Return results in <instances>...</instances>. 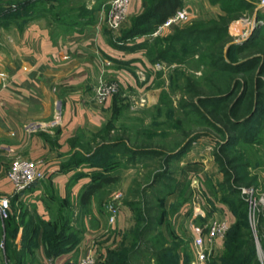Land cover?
<instances>
[{"label": "rangeland", "instance_id": "374dc122", "mask_svg": "<svg viewBox=\"0 0 264 264\" xmlns=\"http://www.w3.org/2000/svg\"><path fill=\"white\" fill-rule=\"evenodd\" d=\"M81 1L72 0L78 7L73 12L58 5L60 0H15L0 5L5 11L0 18V48L2 35L16 37L41 17L48 28L62 30L71 28L68 23L73 18L91 21L93 9L86 11ZM252 14V10L235 12L227 39L218 44L210 40L174 46L165 43L177 30L217 21L219 17L214 18L209 8L200 6L197 20L171 25L154 36L158 26L139 46L153 66L151 79L149 72L139 74L137 89H120L116 81L111 82L117 85L109 96L115 103L98 127L63 136L57 129L54 139L42 135L51 148L49 161L56 164L58 173L67 175L64 191L45 175L23 192L32 197L15 205L14 223L23 227L21 235L26 239L16 248L17 229L7 249L4 220L0 219V264H41V260L49 264L63 256L79 261L91 245L99 264H110L111 255L122 251L129 264L168 263L165 255H159L170 248H175L177 264H196L194 229L206 233L214 221H224L227 231L217 240L207 263L221 264L226 236L239 221L233 209L241 199L247 204L242 195L247 190L252 191L255 216L249 221L247 204V228L241 234L253 242L255 264H264V205L259 202L264 198V19L255 18L262 23H254L246 33L243 20H253ZM261 14L264 16V9ZM217 48L225 61L239 64L254 59V65L222 72L212 65V56L219 55ZM143 79L148 82L142 83ZM235 82L240 84L227 100L215 101L225 97ZM243 84L248 91L235 105ZM253 110H258L256 116L240 126ZM27 129L36 131L34 125ZM29 161L43 166L49 162L46 156ZM103 177L112 182L104 183L88 205L81 206L84 188ZM46 227L69 237L70 250L46 256Z\"/></svg>", "mask_w": 264, "mask_h": 264}, {"label": "crops", "instance_id": "0c3cea01", "mask_svg": "<svg viewBox=\"0 0 264 264\" xmlns=\"http://www.w3.org/2000/svg\"><path fill=\"white\" fill-rule=\"evenodd\" d=\"M12 1L15 0H0V5ZM108 1L82 0L83 9H93L92 20L73 18L74 21L68 23L71 26L68 30L48 28L41 17L31 22L22 32L16 33V37L13 34H1L0 197L10 196L12 192L7 171L13 157L35 160L46 156L49 161L51 148L42 140V135L54 139L57 129L63 136L78 129L96 128L103 122L113 104V98L107 97L101 102L97 100L96 89L100 82L116 81L120 89H137L139 74L149 72L148 79H151L153 66L147 59L145 50L139 47L146 37L123 45L117 42L121 33L129 28L132 18L144 11L145 0L130 1L127 20L115 35L105 24V5ZM258 2L259 0H179L176 12L185 10L188 18L194 21L198 19L196 12L200 6L213 10L214 18L233 16V12L227 13L228 10H252L251 17L255 19L257 12H262V9H258ZM57 4H63L65 10L71 12L78 8L72 0H60ZM234 4H238V7H234ZM148 79H143L142 83H147ZM30 125H34L36 131L28 130ZM55 165L51 160L46 165L39 166L61 192L64 191L62 188L67 175L58 173ZM30 196L26 197L23 193L13 195L10 198L12 214L17 215L15 205L27 203L31 200ZM22 231L23 227L18 228L14 241L16 248L20 247ZM70 258L63 256L53 262H77ZM41 264L48 263L41 260Z\"/></svg>", "mask_w": 264, "mask_h": 264}, {"label": "trees", "instance_id": "16d2710c", "mask_svg": "<svg viewBox=\"0 0 264 264\" xmlns=\"http://www.w3.org/2000/svg\"><path fill=\"white\" fill-rule=\"evenodd\" d=\"M147 4V5H146ZM145 9L144 11L132 18L131 24L129 28H126L122 33L120 38L118 39V44L123 45L128 42H132L137 38L141 37H146L150 36L155 29L163 24V22L170 16H172L177 8L179 7V0H145ZM233 12V14L239 13L238 9H235L233 11L228 10V14ZM2 13V15H1ZM4 9L0 8V18H3L4 16ZM257 18L259 20L264 19V16L262 14L257 13ZM234 17L229 15V17H219L217 21H209L207 23H197L194 24L187 29H183L181 31L177 30L174 35L168 36L165 39V43L170 45H180L181 43L183 44V41H192L195 44H198L199 41H206L208 42L209 40L218 44L224 39H227L228 37V31L227 27L230 24V21H232ZM209 25L210 28L207 27H202ZM199 28V29H198ZM203 28V29H201ZM259 31L255 33V37H251L249 40V44H251L256 37L258 36ZM117 44V45H118ZM143 44V43H142ZM140 44V46L142 45ZM194 44V45H195ZM234 48V47H233ZM237 50L238 47H235ZM218 49V48H217ZM216 49V50H217ZM239 49V48H238ZM170 51V49H168ZM167 51V52H168ZM217 53L219 54L216 58L215 55L212 56L213 66H218L219 70L222 72H229L232 70H240L247 68L248 66L254 65L253 63L255 62L254 59L249 60L244 63H239L235 64L234 62H228L225 61V55L222 54L221 49L219 48L217 50ZM227 54L232 55V51H228ZM227 56V55H226ZM151 57V56H150ZM215 58V59H214ZM240 82H235V84L227 91L228 93L225 95V97H218L219 101L222 102L224 100H227L229 96H231L235 90H237V87L239 86ZM235 87V88H234ZM234 90V91H233ZM231 91V92H230ZM248 91V87L246 84H243L242 86V93L239 96L238 100L236 101L235 105L239 104L242 102V100L245 98L246 93ZM261 96V94H259ZM222 100V101H221ZM115 103V99H113V104ZM258 110H253L252 113L250 114L251 116L243 121L241 125H245V123H249L250 119L253 116H256L255 113H257ZM260 115V114H259ZM235 124V123H234ZM239 125V124H235ZM237 126H234V129H236ZM112 180L109 179V177H103L99 182L92 183L87 185L84 188V191L80 195V203L81 206H86L88 205L91 197L101 188V186L104 183H111ZM247 204L244 202L243 199L240 200L238 205H235L236 208L233 209L235 217H239V221L233 225L227 236H226V241L224 242V249L222 256L220 257V262L221 264H255L256 263V257H255V249L253 246V242L244 234H241V230L243 228H247V219L246 218V209H247ZM242 211V212H241ZM14 216L15 214H10L8 219L4 220V231L6 235V248L9 249L11 247V242L13 241L14 234L17 232L18 227L15 226L14 223ZM47 230H49L48 235H44L43 238V247L45 250L46 256H59L67 250L69 251L70 248L72 247V242L69 244V237L65 236H60V232L53 233L49 227H46ZM25 238H22L23 242H25ZM137 237H135V240L137 241ZM67 244L71 246L69 249L67 248ZM264 244H262L263 246ZM164 251V252H163ZM175 253V248H170V249H165L160 252V257L162 255L164 259H167L164 262L168 263H162L159 261L158 264H177L178 261V256L173 255ZM114 255V254H113ZM111 255L112 258L110 260V264H129L128 262V255L126 251H122L119 253V255ZM159 257V258H160ZM10 258V257H9ZM170 258V259H169ZM169 259V261H168Z\"/></svg>", "mask_w": 264, "mask_h": 264}, {"label": "built area", "instance_id": "2783aa9c", "mask_svg": "<svg viewBox=\"0 0 264 264\" xmlns=\"http://www.w3.org/2000/svg\"><path fill=\"white\" fill-rule=\"evenodd\" d=\"M131 0H109L106 3L107 14L105 18V24L107 29L115 35L120 31L123 24L127 20V9ZM258 9H264V0H259ZM188 14L185 10H179L174 13L173 16L168 18L161 26L158 27L156 33H159L163 28L171 25L182 23L187 21ZM242 24L247 31L255 24H261V21L244 19ZM242 22V23H243ZM117 85L115 83L100 82L96 96L99 100H104L107 97L113 95L116 92ZM46 175V171L43 170L37 163L21 159L14 158L7 171V179L11 186V195H17L23 193L34 183L42 180ZM0 197V219L6 220L11 214L10 198L12 196ZM243 198L248 204L249 221L250 218L255 216V204L251 201L252 191H243ZM259 202L264 205V198L259 199ZM227 231V225L224 221H214L209 227L206 233L201 232L195 228L193 232V248L195 251L196 264H207L209 259L213 256V252L216 251L217 240L222 239ZM49 264H54L53 260L49 261ZM66 264H99V256L94 252V247L88 248V251L77 262H67Z\"/></svg>", "mask_w": 264, "mask_h": 264}]
</instances>
